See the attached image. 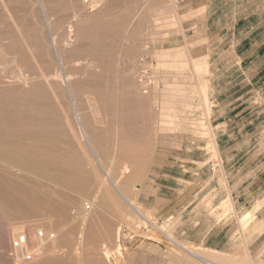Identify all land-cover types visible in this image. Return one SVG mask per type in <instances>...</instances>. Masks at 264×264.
Wrapping results in <instances>:
<instances>
[{
	"label": "rangeland",
	"instance_id": "1",
	"mask_svg": "<svg viewBox=\"0 0 264 264\" xmlns=\"http://www.w3.org/2000/svg\"><path fill=\"white\" fill-rule=\"evenodd\" d=\"M97 3L0 0V76L8 75L0 90L61 92L50 97L65 104L73 92L78 108H95L85 110L94 131L88 189L42 179L47 204L7 225L0 264H85L87 256L110 264L105 247L120 264H264V205L255 202L264 196V0ZM17 47L26 82L11 73ZM56 69L64 80L39 76ZM136 76L142 105L102 108L95 89L121 100ZM14 225L35 241L40 229L55 238L22 261Z\"/></svg>",
	"mask_w": 264,
	"mask_h": 264
},
{
	"label": "bare ground",
	"instance_id": "2",
	"mask_svg": "<svg viewBox=\"0 0 264 264\" xmlns=\"http://www.w3.org/2000/svg\"><path fill=\"white\" fill-rule=\"evenodd\" d=\"M85 1H90L91 4L94 3L93 6L95 7L96 5L98 6L99 4L97 3L99 2V0H85ZM91 7L92 6H90V9L94 8ZM69 27L71 28L72 26ZM15 38H19V37H15ZM10 42L11 45L14 43L12 42V39ZM1 47L2 46L0 45V50ZM2 49L4 48L2 47ZM96 49H98V46H96L95 49L92 48L93 51L90 49L91 52L89 53H96L97 51ZM17 50H19L17 56L16 54H14L15 56L13 57L11 55L13 59V63L16 65V67H14L16 68V70L13 69L14 72L11 73L12 75H15V77H19L18 79L20 80L24 79L25 81L27 80L28 76H26L22 68V65L19 63L20 59H18V57L20 58L22 56V53H24L25 51L23 52L19 47H17ZM5 53H6L5 55H8L7 52ZM79 54H81V52L78 49L73 50L74 57L75 56L77 57V55ZM2 59L5 60L6 57H3ZM35 61H39V60H36L35 57ZM22 62H26V61H22ZM7 76L8 75H6L5 73L3 76L0 77H2L3 79L5 78L7 79ZM39 76L47 80L55 79V78L64 80L59 69H56V71L53 73H49V72L42 73ZM140 77L138 78L136 76V78H131L130 84L128 83L129 85L127 90L124 91L125 98H122L121 100L115 98V96L109 97L107 93L100 92V90L98 91L97 89H95V92L93 91V93H95L99 97L100 99L99 102L101 103V106L104 109L105 107H107V105H109V108L107 109L135 108L136 107L135 105L137 106L142 105L145 101V97L142 95V93H145V95H147L146 94L147 91L145 90L146 88L144 87L143 79H141ZM65 80L67 81L69 80V78L65 77ZM87 82L88 81L85 82L84 89H87L86 87L89 85L88 84L86 86ZM80 83L81 82L79 80H75L72 81L70 84H72V86L76 88L80 85ZM148 83H150V81ZM96 84L94 86H96ZM60 94L61 92H5V90H0V239L2 240V242L5 239L7 231L9 229L7 228V225L11 223L13 218L21 217L24 215L27 216L33 213L37 214L41 210V208L44 207L45 204H47V199H46L47 196L42 188V181H41L42 179L43 180L48 179L50 181L57 182L69 188L83 192L86 189H88V186L91 184L93 177L95 175L94 170H89V168L86 166L89 164L95 165L94 163L95 161H93L90 158V155L87 152V150L93 149L92 142L94 138V131L90 127L89 121L85 115V113H87L85 111L87 108H88L87 109L88 112L89 109L92 110L95 108H93L94 106L92 103H87L88 104L87 108H85L86 106L84 105L83 107L80 106L81 108L80 107L78 108L77 100H76L77 94L73 92L70 93L71 97H70V102L67 103L68 105L63 103V101H61L60 99L51 100L50 95L57 97ZM132 103L133 105H131ZM65 108L67 112L64 111ZM72 109L74 112H72ZM124 120H127V118ZM160 121L161 120H159V124H161ZM136 122L137 121H135V123ZM130 130L131 132H133L132 128H130ZM63 145H67V147ZM134 148L136 149V147ZM136 150H139V147ZM126 151L130 152V150L128 149L127 150L125 149V152ZM133 151L134 149H132V153ZM140 153H144V152L142 151ZM85 154L88 156V158L85 157ZM123 168L124 170L127 169L128 165L126 164ZM17 171L20 173H15ZM22 172H28V174L31 173L34 174V176H37L39 179L37 180L36 184H32L27 176L26 178L23 177ZM107 175H109V173H106V175L102 176L101 183L104 185H107L108 182ZM114 184L117 185L116 183ZM107 193H109V191ZM55 203L56 201L53 202V204ZM40 219L41 218H39V220ZM17 228L19 227L17 226L12 230L10 229V231H12V234L15 235V233H17ZM116 234H117V238H119L120 229H118V232ZM104 251H103L104 256L107 259L108 263L120 264L119 261L117 260V257H114L111 253H109L107 247H105ZM85 258H86L85 264H94L92 263L90 257L87 256ZM53 263L67 264L66 261L64 260H56V262L54 260L53 261L51 260L50 262L48 258L43 264H53Z\"/></svg>",
	"mask_w": 264,
	"mask_h": 264
},
{
	"label": "built area",
	"instance_id": "3",
	"mask_svg": "<svg viewBox=\"0 0 264 264\" xmlns=\"http://www.w3.org/2000/svg\"><path fill=\"white\" fill-rule=\"evenodd\" d=\"M55 238L54 233H50L44 229H40L36 233L37 241L31 238L28 230H22L15 234L12 239V248L17 252L24 261H34L39 256L40 248L37 246L39 240L49 241Z\"/></svg>",
	"mask_w": 264,
	"mask_h": 264
},
{
	"label": "crops",
	"instance_id": "4",
	"mask_svg": "<svg viewBox=\"0 0 264 264\" xmlns=\"http://www.w3.org/2000/svg\"><path fill=\"white\" fill-rule=\"evenodd\" d=\"M260 202L261 204H263L264 205V196L262 197V198H257L256 200H255V202L257 203V202Z\"/></svg>",
	"mask_w": 264,
	"mask_h": 264
}]
</instances>
